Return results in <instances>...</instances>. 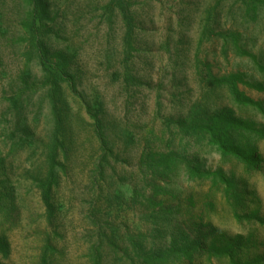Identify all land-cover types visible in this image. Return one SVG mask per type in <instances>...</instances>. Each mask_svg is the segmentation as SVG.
Returning <instances> with one entry per match:
<instances>
[{
	"label": "rangeland",
	"instance_id": "obj_1",
	"mask_svg": "<svg viewBox=\"0 0 264 264\" xmlns=\"http://www.w3.org/2000/svg\"><path fill=\"white\" fill-rule=\"evenodd\" d=\"M36 34L66 58L61 124ZM221 112L247 123L232 139L259 168L196 122ZM54 133L50 215L38 181ZM0 159L16 204L4 264H264V0H0Z\"/></svg>",
	"mask_w": 264,
	"mask_h": 264
},
{
	"label": "trees",
	"instance_id": "obj_2",
	"mask_svg": "<svg viewBox=\"0 0 264 264\" xmlns=\"http://www.w3.org/2000/svg\"><path fill=\"white\" fill-rule=\"evenodd\" d=\"M35 1V9L40 10L41 4L43 0H34ZM131 18V17H130ZM35 24H37V21H35ZM39 26V25H37ZM41 30V27L35 28L36 32H39ZM42 35L36 34L35 35V43L34 46L38 50V55L40 58V64L43 67L46 77H44V82L49 83L50 88L48 89V94H51V97L53 98V111L58 113V123L61 124L63 120V116L60 114L62 113V110L58 103L60 102V98L55 99V93L60 88V83L62 80L65 79V75H67L66 70V58L64 55H61L60 53H51L45 44V42L42 40ZM69 74V73H68ZM227 83L230 86V90L233 92L234 96L237 98V100L241 102H251V104L254 103V101L248 97H244L241 95V93L238 91L236 87L235 80L227 81ZM245 98V99H244ZM57 100V102H55ZM247 100V101H246ZM261 108V105H259ZM20 112V111H19ZM56 116V115H55ZM57 117V116H56ZM197 123L201 124L203 127V130L209 133L208 140L211 144L218 145V148L223 154H232L235 155L243 160V162L250 167L251 169L259 168L261 163V158L259 155V152L256 147L249 145V144H236L233 142L232 139V131L235 129H247V123L240 121L237 118H231L227 116V113L221 112L216 113L209 117L208 119H199L196 121ZM196 127V126H194ZM31 137L29 134H26L24 137H22L19 141L21 145H25L27 142H31ZM63 145V139L60 137L59 134L54 133L53 137L51 138V142L48 145V152L46 154L45 163L47 165V172L41 178H39L38 184L41 188L42 192V199L44 200V204L46 206V210H48L49 214L52 215L54 213V202L52 200V194H53V187L56 182L57 177V166L60 153L59 149ZM1 160V159H0ZM3 160L0 161V177H1V163ZM0 184L2 187H0V225L4 221H9L14 213L16 204L13 197V189L12 187H7L4 184V181H0ZM3 186L4 189L6 188L8 191L7 193L3 192ZM50 236H47L44 241V247L43 251H53L54 245L50 241ZM194 243V242H193ZM192 242L187 243L186 247L188 248V256L192 258L193 253L196 252L195 244ZM135 246H138V253L137 258L138 259H150L151 258V251L150 249H146L145 251L142 249L144 243H134ZM185 247V248H186ZM184 249V248H183ZM142 251V252H141ZM10 253V244L7 240V236L0 231V264H4L3 261L5 258L8 257ZM170 256V252L167 253L165 257V261L168 262ZM129 258H131L132 261H134V257L129 254ZM164 259L162 258L160 260L161 264H163ZM38 264H52V260L49 259V256L43 253L42 258L40 259V262Z\"/></svg>",
	"mask_w": 264,
	"mask_h": 264
}]
</instances>
